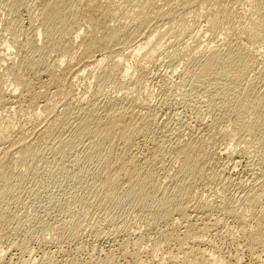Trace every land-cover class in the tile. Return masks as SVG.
<instances>
[{"label": "rangeland", "instance_id": "374dc122", "mask_svg": "<svg viewBox=\"0 0 264 264\" xmlns=\"http://www.w3.org/2000/svg\"><path fill=\"white\" fill-rule=\"evenodd\" d=\"M220 1V8L225 11L244 12L248 8L247 0ZM87 2L88 0H81L80 3L82 12L78 14L77 18L81 32L80 37L76 40L77 45L82 39H88L89 35L85 28L87 19H102L96 10L90 9L91 6ZM109 2L110 0H92L91 5L105 8L106 6L109 7ZM206 3L210 5L208 2ZM259 3L258 8L262 14L264 13V0H260ZM40 8V0H0V48L4 47L5 50V46L10 45L13 39L17 42V46L8 50V52H12L10 58L6 56L8 58V63L7 61L6 63L10 67L6 63L2 65L0 60L2 86H4V90L9 91L15 82H21L23 87H18L14 94L15 98L13 97L14 101L18 102L16 106L20 104L22 106L18 108V111L15 110L17 109L16 106H13V111L12 109L7 110L6 107L0 108V129H4L8 137V140L3 141L4 145H7L11 140L21 138L26 142L20 153H9L8 157L10 155L9 158L12 160L6 159L8 161L4 160V164L0 166V249H5L7 252L5 259L0 264H151L154 261L157 262L162 255L165 256V252L169 253L168 255L173 254V251L175 253L176 250L173 245L167 249L156 245V250L154 248L157 238L171 226L181 223L182 217L177 214L173 215V206L157 207L153 211H148L133 201L106 200V197L97 192L96 187L92 188L91 185L96 179L100 165L97 161L95 164L94 161L90 164L89 161L87 162L86 152L84 153V149L87 147L84 144L89 141L85 139L87 137L77 136L72 130V126L58 134L57 126L47 125L51 129L52 135L50 137L41 136L39 140L33 141L37 138V130L45 124L44 121L41 123L42 119H36L34 113L43 115L48 113L42 112L40 106L46 99L50 100L51 98L56 102V112L59 113L60 110H63L65 98L61 95L53 96L57 86L60 85H62L63 95L67 93L68 86H70L71 92L82 96L84 100L97 99L103 101L112 99L113 96L122 97L125 89L115 88L120 86L118 79L120 76H117L116 73L122 71L123 66H126L128 77L124 84L127 94L131 96L130 91L133 88L149 92L144 93L148 101V112L154 113L157 117L156 120H158L157 125L152 126L154 133L152 132L151 136L147 138H136L133 149L135 148L134 151L138 149L141 155L144 154L150 158L148 153L151 148L154 146L162 148L166 145L165 149L164 147L161 149L162 153L159 154L163 158L158 156V160L155 159L154 166L152 165L162 182L166 178L161 184V187L164 188V185L170 184V181L167 182L170 178L166 174L173 175L177 168L172 150L176 139L187 140L190 136H205L206 138V135L209 134L211 120L220 116V112L223 110L228 111L229 104L218 94L204 95L208 80L203 81L195 76L193 67L196 60L184 55L182 51L184 44L193 42V36L198 37L202 42L216 41L217 39H214L212 35L219 30H207L202 17L191 18V14H186L184 20L176 22L182 23L186 32L182 34L183 36L181 35L182 37L179 36V41L177 40L178 36L175 38L171 35L164 36L163 39H167V42L170 41V43L165 42V44H169V47L166 46L165 50L167 51L163 49L158 56L159 59L157 58L154 62L137 58L129 53V48L128 50H125L127 48L120 49V41L123 36L109 40L110 32L102 31L98 34L101 44L108 49H120L113 56L112 62L108 64L114 66L119 60L120 64L116 67L115 74L111 77H105L102 68H95L96 70L90 74L80 73L75 76L73 74L74 68L77 69L82 66L83 62H79L77 59L71 61L69 57L75 51L74 48L77 49V46H74L72 51H66L64 50L66 43L57 35L53 42H47L43 32L40 37L37 36ZM125 15H122L123 18L121 15V18L117 16L118 20L116 17L111 18L110 20H113L112 22L109 21V24L115 22L113 26H116L117 21L122 19L124 21L121 20L118 25L125 22L123 24L126 25V32L135 31L142 25L141 30L145 32L154 21L151 19L148 21L151 24H148L147 12L137 16L136 19H131L132 17ZM81 26L83 27L81 28ZM221 35L222 32L218 33V36ZM245 39L246 37L243 36L241 38L242 43H240L251 48L252 44L247 43ZM258 43L257 46L254 45L255 52L259 49L256 56L260 61V66L258 65L260 68L257 67V69L263 70L262 74L264 75V39ZM251 49L254 50L253 45ZM4 50L0 55L7 53V50ZM68 60L69 63H67ZM36 61L39 62L32 65ZM61 61L62 67L54 69V66ZM66 63L71 70L65 65ZM216 88L220 87L217 86ZM118 91L121 94L117 93V96L116 92ZM5 97L7 98L6 95ZM73 103L75 106L78 104L75 100ZM164 120L169 122L164 123ZM72 124L74 125V123ZM162 126H168V128ZM35 128L38 129L35 130ZM188 128L192 129L190 134ZM69 134L73 135L68 136ZM219 137V135H215L211 140L213 141L210 151L212 159L208 165V170H206L208 173L205 172L206 174L202 178L190 180L187 188V194L192 199L188 203L189 205L187 204V211L189 209V214H187L189 218L191 216L190 219L198 224H195L198 228L204 227L206 229L203 231V237H201L204 240L200 239L202 241L198 245L200 250L204 251L203 257L198 259V263L197 260L195 261L196 264H215L217 262L220 264L222 261V264L224 263L223 259L227 261L226 256L236 253L240 256L239 264H251L255 262L254 256H251L253 254L243 247L237 231L236 220L231 217H224L222 222L218 224L219 226L211 225V223L214 220L212 217L215 218L220 214L217 204H222L226 200L231 201L233 204L230 203L237 210L247 212V207L242 201V195H245L244 191H256L252 182L253 179L250 180L249 176L253 177L255 169L264 170V155H262L264 146L260 147L259 142H252L255 143L253 145L256 147H254L251 142V144H247L237 138H228L229 141ZM234 143L237 144L235 149L238 153H246L247 156L242 161L243 163L235 164L236 166L232 164V160L229 162L227 155L219 153L228 145L234 148L236 145ZM243 145L246 147H243L242 150ZM257 149L262 151L261 155L255 154ZM171 150L172 152L169 153ZM248 157L250 158L248 159ZM250 159L254 162H251ZM209 169L212 170L213 177L210 176ZM251 171L254 173L252 174ZM213 173L216 175L214 176ZM233 177L235 178L234 181H229ZM195 202L215 208L212 207V213L205 211V214L204 211L201 212V209H199L200 212L198 209L196 212V208L192 207L191 204ZM191 209L193 210L191 211ZM169 210L172 214L170 217L167 216ZM194 213L197 214L198 219L195 218ZM175 227L180 228V225ZM262 257L261 259H264ZM105 258L111 262L106 261ZM205 260L209 261L206 262ZM195 261L190 263L195 264Z\"/></svg>", "mask_w": 264, "mask_h": 264}, {"label": "bare ground", "instance_id": "6f19581e", "mask_svg": "<svg viewBox=\"0 0 264 264\" xmlns=\"http://www.w3.org/2000/svg\"><path fill=\"white\" fill-rule=\"evenodd\" d=\"M40 1V23L37 30V36L40 37L41 34L44 33L46 41L53 42L56 40L57 35V37H60V39L66 43L64 48L66 51H72L74 46H77V49L74 48L75 51L72 52L69 57L71 61L77 59L79 62H83L82 66H79L77 69L74 68L75 70H73V74H75V76L80 73L90 74L96 70L95 68H102L105 77H111L115 74L116 67L119 66L120 63L118 62L119 60H117L114 66L108 64L112 62L113 56L123 48H127L125 50H128L129 48L130 54L135 55L137 58H142L143 61H156L163 49L165 50V47L169 45L165 44V42L170 43V41L168 40L167 42V39L165 38L164 41V36L171 35L174 36V38L178 36V40L179 36L182 37V34L186 32L182 23L176 22L184 20V17L188 14H191V18L202 17L207 30H219V32L212 35L214 39H217L216 41L209 40L210 42H202L198 37L193 36V42H190V44L186 43L187 45L184 44L182 51L184 55H188L196 60L195 66L193 67V73L195 76L203 81L208 80V86L204 89V95L210 96L212 94H218L229 104L228 111L223 110L220 112V116L211 120L209 126L210 135H206V138L205 136H190L187 140H183V138L182 140L176 139L172 150L174 151L177 168L173 175L169 176L166 174V176L170 178V180L167 181H170V184L168 183L164 185V188L161 187V184L166 178L162 182L159 174H157L152 168V165L155 162V159L158 160L157 158L159 154L162 153L161 149L163 147L165 149L166 145L162 148L159 146L151 148L150 152L148 151L150 158L144 154L141 155V152L138 149V151H134L135 148L133 149L136 138H147L151 136L152 132L154 133L152 126L155 124L157 125L158 120H156L157 117H155L154 113L152 114L148 112V101L144 93L149 92L133 88L130 91L131 96L130 94H127L124 84L128 77V68L126 66H123L122 71L116 73L117 76H120L118 77L120 86L115 88L120 90L125 89L122 97L118 96L117 93L121 94V92L118 91L116 92L118 97L113 96L114 98L112 99L103 101L97 99L84 100L82 96L72 93V88L70 86H68L67 93L63 95L62 85H60L57 86L53 96L57 97L58 95H61L65 98V105L63 104L64 108L62 107L63 110H60L59 113L56 112V102L50 97V100L46 99L40 106L42 112L48 113L44 115L34 113L35 118L39 120L42 119L41 123L44 121L45 124L43 123L44 125L39 129L35 128V130L38 129V132L36 131L37 138L33 139V141L39 140L41 136L50 137L52 135V131L47 125L57 126L58 134L63 132L67 127L72 126V130L77 136L87 137L85 139H88L90 142L87 140L89 142H86L87 145L82 143L84 146H87L85 149L83 148L84 153L86 152L87 162L89 161L90 164L94 161L95 164V161H97L100 165L96 179L91 185L92 188L96 187L95 190L102 193L106 197V200H117L121 202L133 201L148 211H153L157 207L173 206V215L177 214L182 217L181 223L171 226V228L155 240L154 244L155 250V245L157 247L162 246L164 249H167L168 247L170 248V246L173 245L175 246L176 252L174 253L173 251V254L171 255H168L169 253L165 252L167 256L160 255L161 257L157 262L154 261V263L151 264H192L190 262H194L195 260H197L198 263V259L203 257L204 252L203 250H200L198 245L202 241H200V239L204 240V238L201 237H203V231L206 229L204 227L202 229L198 228L196 226L198 224L190 219L191 216L190 218L188 216L189 209L187 211L186 208H188V203L191 202L192 199H190V195L187 194V188L190 180L200 177L202 178V176L208 173L206 170H208V165L212 159L210 151L212 149L213 141L211 140L215 135H219L221 139L224 138V140L228 138H237L239 141L247 144L259 142L260 147L264 146V75L262 74L263 70L257 69L260 61L256 56V52L259 49L257 48L258 50L255 52L256 49L254 47V45L257 46L258 41L260 42V40L263 41L264 39V13L261 14L259 11L260 8H258L260 0H247L248 8L244 12L222 10L220 8V0H110L109 7L106 6L105 8L92 6V0H88L87 4L91 6L90 9L92 11L96 10L98 15H101L102 19H87L88 21L85 24V28L89 35L88 39H82L78 45L76 40L80 37L81 30L77 17L78 14L82 12V9L80 8L81 0ZM206 2L210 5H207ZM254 9L256 10L254 11ZM145 12H147V22L154 19L152 24L151 22H148V24H151L148 27L149 29L145 26L146 29H148L145 32L144 30L143 32L141 30L143 25L135 31L126 32V25L123 24L125 22H121L118 25V22L122 19L117 21V25L115 24L116 26H113L115 22L111 23L112 26L109 24V21L112 22L113 19H110L113 17H116L118 20L117 16L120 17L121 15L122 17V15L124 16L126 14L125 16L128 15L127 17L136 19L137 16H141ZM223 24L224 26H221ZM82 27L83 26H81V28ZM102 31L110 32L108 35L109 40H113L117 36H123V39L120 41V49H108L107 47H104L98 38V34ZM220 32H222V35L218 36V33ZM243 36L246 37L245 40H247V43L249 42L253 45L254 50L251 49V44V48H247V46L245 47L241 44V38ZM15 46H17V42L14 39L10 45L7 44L5 46L7 53L5 52L3 55H0L2 65L5 64L6 61L8 63V58H6V56L9 57L12 53L11 51L8 52V50ZM3 50L4 47L0 48V54ZM38 62L39 61H36L32 65H36ZM7 63L6 65L8 66ZM67 63H69V60ZM67 63L65 65L68 67ZM61 67L62 61L57 63L54 66V69H60ZM68 68L70 69V67ZM129 70H131V68H129ZM1 76L2 74H0V108L6 107L7 110H11L18 103L17 101H14V94L18 87L21 86V88H23L22 83L15 82L13 87L7 91L3 89L4 86H2L3 82ZM72 76L75 77L74 75ZM217 86L220 88H216ZM74 100L78 102L77 106L73 103ZM20 105L16 106L17 109L15 110L18 111V108L22 107ZM166 122L164 120V123ZM72 123H74V125ZM4 125L7 127L6 124ZM163 128H168V126ZM188 129L190 130V128ZM191 130L189 131V134ZM73 134H69L68 136H72ZM4 140H8V137L6 136L4 129H0V145H2L0 146V166L4 164V160L11 157L10 155L8 157L9 153H20V150L26 144L23 138L11 140L7 145L3 144ZM228 140L230 141V139ZM33 141L31 140V143ZM255 143H252V145ZM238 144L240 145V142ZM247 144L245 145L247 146ZM236 146L237 144L234 148L232 146L231 148L228 145L224 147V150L219 152L222 153V155H227L226 157L229 158V162L232 160V164L234 165L241 164V162L247 157L245 153L247 151L244 150L245 152H243L245 154H240L237 149H235ZM246 146L243 145L241 147L242 150L243 147ZM172 150L169 153H171ZM261 152V150L257 149L255 154L261 155ZM262 155H264V153H262ZM160 157L162 156H159V158ZM250 157H248V159ZM11 160L12 158L10 161ZM252 161L254 162V160ZM77 164H79V162ZM209 171L210 174L212 170L209 169ZM254 171L255 174L251 171L253 177H249L250 180L253 179L252 182L254 183V187H256V191H244L245 195H242L243 198L241 197L244 206L247 207V212L245 211V213L241 212V210H237L229 200H226L222 204L219 202L220 204H217V206L219 207L218 211L220 214L216 217L214 216L215 218L212 217L214 220H212L211 225L219 226L218 224L222 222L224 217H231L236 220L240 241L243 244V247L253 254L251 256H254L255 262L251 264H264V259H261L264 255V170L255 169ZM213 175L215 176L216 174L213 173ZM210 176H212V173ZM234 179V177L233 179L230 178L229 181L233 182ZM254 181L257 182V184H255ZM191 204L193 205L192 207L196 208V212L197 209H201V212H211L213 211V208H215L213 206V208L205 206L199 202ZM192 210L193 209H191V211ZM171 215L172 214L169 210L167 216L170 217ZM196 215L197 214L194 216ZM197 217L198 216L195 218ZM179 225L180 228L175 227ZM155 250L153 251L155 252ZM6 253L5 249H0V263L5 259ZM226 257L227 261H224L223 259L224 263L239 264L240 256L236 253ZM214 260L216 261V258H214ZM106 261L111 262L109 260Z\"/></svg>", "mask_w": 264, "mask_h": 264}]
</instances>
